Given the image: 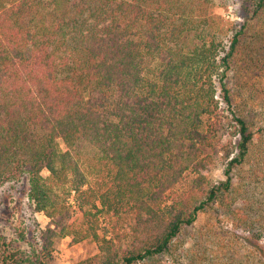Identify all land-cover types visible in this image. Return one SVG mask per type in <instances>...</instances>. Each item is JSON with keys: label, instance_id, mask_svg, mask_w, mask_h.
Segmentation results:
<instances>
[{"label": "trees", "instance_id": "trees-1", "mask_svg": "<svg viewBox=\"0 0 264 264\" xmlns=\"http://www.w3.org/2000/svg\"><path fill=\"white\" fill-rule=\"evenodd\" d=\"M244 1L238 24L214 0H0V186L25 179L51 223L0 228V264H49L64 237L96 244L73 264H162L233 193L257 131L232 75L264 70V0ZM257 182L260 214L228 211L264 238Z\"/></svg>", "mask_w": 264, "mask_h": 264}, {"label": "rangeland", "instance_id": "rangeland-1", "mask_svg": "<svg viewBox=\"0 0 264 264\" xmlns=\"http://www.w3.org/2000/svg\"><path fill=\"white\" fill-rule=\"evenodd\" d=\"M244 3V0H214L212 12L226 21L241 24L248 15ZM245 57L244 61L248 63L245 66H249L250 61L247 55ZM238 58L242 59V56ZM238 65L232 80L243 85L238 93L244 95L243 99L251 109L250 117L255 123L253 128L257 131L249 155L244 164L233 171V193L222 196L200 211L193 225L182 230L178 241L174 242L173 253L161 256L162 264H178V254L181 264H264V238H255L253 234L237 228L240 224L232 219L228 211L230 206L237 214L243 210L260 214L257 181L260 176L264 177V70H248L240 61ZM60 148H63L61 142ZM207 151L214 158L210 177L213 180L224 179L226 160L222 157L223 152L217 147ZM26 191L25 179L0 186V228L10 239H15L22 230L27 229L29 237V230L51 225L42 213L33 211ZM258 226L264 232L262 218ZM54 247L49 264H73L96 252L94 242L71 243L68 237L57 239Z\"/></svg>", "mask_w": 264, "mask_h": 264}]
</instances>
